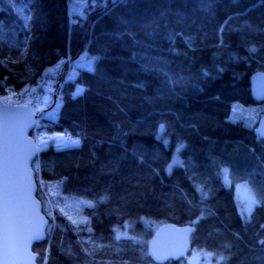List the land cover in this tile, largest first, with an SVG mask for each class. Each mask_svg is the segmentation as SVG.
Wrapping results in <instances>:
<instances>
[{"label": "trees", "instance_id": "16d2710c", "mask_svg": "<svg viewBox=\"0 0 264 264\" xmlns=\"http://www.w3.org/2000/svg\"><path fill=\"white\" fill-rule=\"evenodd\" d=\"M71 1L0 0V98L68 58H98L65 83L58 117L41 120L80 145L51 142L33 164L50 219L38 264H156L164 224L194 227L193 251L217 264H264V103L251 92L264 0H88L86 18ZM235 105L255 110L250 126L231 120ZM237 184L257 202L247 218ZM70 199L93 206L76 212ZM126 228L131 238H118Z\"/></svg>", "mask_w": 264, "mask_h": 264}, {"label": "water", "instance_id": "95a60500", "mask_svg": "<svg viewBox=\"0 0 264 264\" xmlns=\"http://www.w3.org/2000/svg\"><path fill=\"white\" fill-rule=\"evenodd\" d=\"M62 81L63 71L53 97ZM251 92L256 102L264 103V72L252 76ZM44 115V110L35 112L31 105L6 103L0 98V264H38L33 247L48 238L50 219L43 213L37 197L33 168L40 152L31 136L38 119ZM257 129L264 139V115ZM194 232L195 228L188 225H162L151 239L154 263L187 260Z\"/></svg>", "mask_w": 264, "mask_h": 264}, {"label": "rangeland", "instance_id": "374dc122", "mask_svg": "<svg viewBox=\"0 0 264 264\" xmlns=\"http://www.w3.org/2000/svg\"><path fill=\"white\" fill-rule=\"evenodd\" d=\"M88 6H89L88 0H72L70 2V12H71L72 17L80 16V17L86 18L85 9L88 8ZM76 61H77V63L75 65V68L73 69V71L70 75L71 81H73L77 78L80 71H93V68H94L93 60L91 59V57H89V55L87 53H84ZM57 67L58 66H56V68ZM54 70H56L55 67L49 68L44 75L45 78L50 72H52V71L54 72ZM56 78H57V74L53 79L42 82L39 86H35L33 88H30L33 90V92H32V94H30V92H27L24 94L27 96V100L23 104L31 105V101L34 98L39 96V98H42L44 100V103L43 104H37V103H34L35 102L34 101L32 103L34 111L40 112L42 110H49L50 109L49 110L50 114L48 115L49 118L50 119H56L59 115V111H60V107H61L60 102H57L56 105L54 106L53 97L51 95L53 87L56 83ZM78 87L82 88L84 90V88L81 85H78L76 87V90ZM82 93H83V91H82ZM34 94H36V95H34ZM81 94H79V95H81ZM76 96H78V95H76ZM1 99L6 103H11V104L17 103L14 100V94H12V93H8V95L3 96ZM237 107L238 106L235 105L233 108V114H232L231 120H233V121L244 120L245 123L248 126H250V119L253 116L255 110L245 111V109L239 110V109H237ZM238 112L240 113V115H237ZM68 139H70V142H68ZM74 140H79V139L78 138H72L65 132L47 133L46 139H41L39 141V150L40 151L45 150L46 148H48V146L50 145L51 142H54V145L57 149H66V148H70V147L79 146L80 140H79L78 145L72 143V141H74ZM226 171H227L226 174H227L229 180H227V177L225 176V179H226L225 183L227 186H232L233 184H232V181L230 180V177H229V170L226 169ZM235 189H236V198H237V201L239 203L240 211H241L242 215L245 218H247V217H249L251 210H253V208L257 204L255 196L247 184H237ZM70 201L72 203L73 210H75L76 212L77 211L81 212L84 207L93 206V203L89 200H86V199H70ZM82 217L86 220V218L84 216H82ZM154 228L156 229L158 227L155 225ZM117 237L118 238H131L129 231H128V228H126V230H124V231H119L117 233ZM189 259L192 261V264H217L213 260V256L211 254L205 252V251H201V252L200 251H192L189 255L188 260Z\"/></svg>", "mask_w": 264, "mask_h": 264}, {"label": "bare ground", "instance_id": "6f19581e", "mask_svg": "<svg viewBox=\"0 0 264 264\" xmlns=\"http://www.w3.org/2000/svg\"><path fill=\"white\" fill-rule=\"evenodd\" d=\"M72 70V60L70 58L67 59V64L63 67V81L60 84V88H64L65 83L69 81V73Z\"/></svg>", "mask_w": 264, "mask_h": 264}, {"label": "snow or ice", "instance_id": "6c2138e0", "mask_svg": "<svg viewBox=\"0 0 264 264\" xmlns=\"http://www.w3.org/2000/svg\"><path fill=\"white\" fill-rule=\"evenodd\" d=\"M251 51H255V48H252ZM94 59H98V58H94ZM13 62H15V61H13ZM206 74H207V73H205V75H206ZM82 91H83V89L78 87L77 90H76V92H75L73 95H74V96H75V95H79V94L82 93ZM160 127H161V130H163V127H164V126L161 125ZM72 143L78 145V144H79V140H74V141H72ZM177 151H179V149H177ZM74 223H75V222H74ZM261 227H264V225H261ZM260 244H261V245H264V240H260Z\"/></svg>", "mask_w": 264, "mask_h": 264}, {"label": "crops", "instance_id": "0c3cea01", "mask_svg": "<svg viewBox=\"0 0 264 264\" xmlns=\"http://www.w3.org/2000/svg\"><path fill=\"white\" fill-rule=\"evenodd\" d=\"M62 65H63V62L60 63V64L58 65L57 68L55 67L56 70H54V72H53V71L50 72V73L47 75V77H49V76H52V77L56 76V73H57V72H58V73L60 72V70H61V68H62ZM54 73H55V74H54ZM71 73H72V72H71ZM70 79H71V78H70ZM31 90H32V89H31ZM31 90H30V92H31L30 94H32V92H33V90H32V91H31Z\"/></svg>", "mask_w": 264, "mask_h": 264}, {"label": "built area", "instance_id": "2783aa9c", "mask_svg": "<svg viewBox=\"0 0 264 264\" xmlns=\"http://www.w3.org/2000/svg\"><path fill=\"white\" fill-rule=\"evenodd\" d=\"M59 97H62V95H60ZM39 102L41 103V100Z\"/></svg>", "mask_w": 264, "mask_h": 264}]
</instances>
